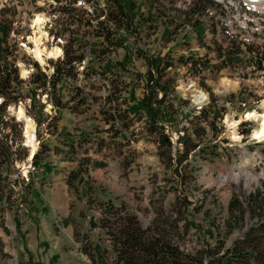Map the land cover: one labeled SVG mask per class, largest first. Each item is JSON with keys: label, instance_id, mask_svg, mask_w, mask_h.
I'll return each instance as SVG.
<instances>
[{"label": "rangeland", "instance_id": "374dc122", "mask_svg": "<svg viewBox=\"0 0 264 264\" xmlns=\"http://www.w3.org/2000/svg\"><path fill=\"white\" fill-rule=\"evenodd\" d=\"M120 1L133 15L129 31L113 28L114 39L122 42V47L108 50L103 39L80 35L73 50L79 55L85 53V61L55 88L52 83V90L36 91L29 78L32 72L51 77L57 61H47L42 67L20 49L0 54V65H15L23 81L16 87V96L22 102L10 106L6 121L14 125L19 119L13 110L23 107L26 117L35 124V154L43 152L40 164L34 167L24 121L16 131L9 128L1 132L0 143L8 134L15 151L21 141L24 147L1 170L7 200L0 204L5 208L0 222V264H28L30 258L41 264H93L82 252L91 244L98 245L101 252L109 251L108 257L97 264H117L103 231L90 225L100 219V204L123 205L147 226L154 218L152 199H165L169 204L183 191L196 212L189 215L193 227L182 247L195 252L218 240H226L230 246L243 230L227 234L229 203L236 196L243 201L244 195L256 189L264 191V142L253 143L252 132L259 124L249 128L245 119L246 114L264 108V10L253 9L240 0H228L226 8L218 7L213 0ZM48 2L0 0V26L10 27L6 36L0 35V47L31 35L29 16L41 12ZM46 43L48 49L56 47ZM168 53L175 60L197 54L208 63L206 71L198 75L176 62L169 74L176 86V94L170 98L175 116L167 124L173 144L172 164L178 166L177 152L185 149L179 138L190 137L202 149L192 152L188 161L178 166L190 177L185 188L172 171L168 150L166 162L161 159L157 136L147 132L145 119L126 114L145 93L147 66L142 56L165 57ZM23 68L32 74L27 79L22 75ZM225 79L235 81L237 87L224 89ZM197 97L203 99L199 102ZM203 109L204 118H199ZM122 114L131 121L128 130L122 128V137L130 139L129 144L114 138L121 130V119L115 122L111 117ZM227 118L240 122V141L229 137ZM87 137L98 142H94V162H86V173L80 167L86 158L77 144L89 145ZM72 139L78 141L76 146L67 145ZM87 147L86 152L92 150V146ZM78 172L80 178L70 184V174ZM30 183L33 187L25 199V187Z\"/></svg>", "mask_w": 264, "mask_h": 264}, {"label": "trees", "instance_id": "16d2710c", "mask_svg": "<svg viewBox=\"0 0 264 264\" xmlns=\"http://www.w3.org/2000/svg\"><path fill=\"white\" fill-rule=\"evenodd\" d=\"M100 25L101 28L95 33V38L103 39L108 50H118L123 43L115 41L114 29L120 31L132 29L133 15L120 0H107V21ZM9 30V27L0 26V35L6 36ZM88 34L83 33L84 36ZM74 47V41H71L66 47L65 61L53 63L55 71L51 77L46 73L35 75L34 72L33 75L31 74L32 79L29 78V80L37 86L36 91H40L42 88L52 90V83L55 88L62 79L71 77L72 70L81 67L85 56L84 54L78 55L77 50H73ZM4 52L3 47H0V54H4ZM224 53L227 54V51ZM142 58L147 66L144 76L145 93L138 105H131L127 108L126 114L139 116L141 120L145 119L147 132L157 136L161 159L166 162V150H168V158L172 164L174 161L172 158L173 144L171 136L167 134V124L172 123L175 116V108L170 98L176 94V86L175 82L169 78L170 71L176 67V62H178L182 66H186L190 72L199 75L206 71L208 63L200 55H182L176 60L169 53L165 57L159 55L154 57L142 56ZM209 69L212 70V67ZM22 83L18 68L15 65H0V97L4 100L0 106V134L7 128L16 131V127H18L16 123L10 126V122H6L4 117H6L8 107L18 103L19 97L16 96V87ZM14 84L15 88L13 87ZM131 96L134 100V96ZM204 114L205 110L201 112L199 118H204ZM125 117L122 114L111 118L115 122L121 119V130L114 138H122L125 143L129 144L130 139L122 137V130H128V122H131ZM10 137L11 135H5L3 142L0 143V158L2 160L0 165L1 205H3V201L6 202L7 200L4 199L3 195L4 178L1 175V170L12 157L8 145ZM87 138L86 140L90 141L92 146L91 149L95 148L94 142L98 141H93L90 137ZM179 144H182L185 149L183 152H177L176 162L178 166L184 165L192 152L198 148L201 149L200 145H196L190 137L179 138ZM41 154H37L34 158L33 165L36 168L40 164ZM83 161L84 163L80 167L83 169L82 172L87 173L88 164L86 162L90 163V160L86 158V161ZM178 166L175 167L172 164L171 168L175 175L180 177L181 186L185 188L190 182V177L186 173L182 174ZM69 177L68 182L71 184L80 178V173H71ZM32 187V183L25 187V199L31 193ZM100 205L102 208L100 219L96 223L92 220L90 225L103 231L117 264H264V191L262 189H256L248 195H244L243 201L240 200L239 196H236L229 203L228 217L225 221L227 234H233L237 229L243 230L242 235L234 239L232 245L228 246L226 240H218L215 245H206L195 252L182 247L193 227L189 215L196 212V209L192 208L193 203L185 191L183 194L178 193L169 204H165V199L161 201L152 199L150 209L154 218L147 226H144L140 218L123 205L118 207L110 202ZM4 213L5 208L0 207V222H2ZM249 222L251 225L248 227ZM17 224L20 226V223ZM4 230L9 232L6 227ZM0 246H2L1 239ZM82 252L93 264H97L98 260H105L109 253V251L101 252L98 245L92 244L90 247H84ZM28 264L41 263H36L30 258Z\"/></svg>", "mask_w": 264, "mask_h": 264}, {"label": "built area", "instance_id": "2783aa9c", "mask_svg": "<svg viewBox=\"0 0 264 264\" xmlns=\"http://www.w3.org/2000/svg\"><path fill=\"white\" fill-rule=\"evenodd\" d=\"M213 1L218 7H222V6H224V8L227 7L226 3L228 2V0H213ZM229 2H228V5H230ZM41 8H42L41 12L31 13V17L29 16L30 18L29 22L32 25V21L38 14L43 15V16L46 15L45 17L47 19V23L44 25V28L45 30H47L46 32L48 33L50 40H51L50 42H47L46 44L50 45L51 43V47L55 45V46L60 47L63 51V55L60 59L48 60V61H65L66 47L69 45L71 41H74V44H75L76 38L80 37V35L82 36L83 33H89L95 38V33H97L99 29L101 28L100 24L105 23L107 21V0H60V2H58L57 0H49L48 4L43 5ZM45 10H49V12H46ZM44 11H45V15L41 14V13H44ZM22 30H24V28H22ZM30 31L32 35L31 26H30ZM31 35H26V37H22V41L19 43L10 45L8 42H6L8 46L4 47L5 51L6 50L7 52L9 50L12 51V48H15V53H17V49H20L32 61H36V59H34L33 54H32L33 45L29 42V38L31 37ZM77 54L79 55V53ZM85 59L86 58H84V61ZM13 87L15 88V84L13 85ZM3 102L4 100L0 97V106L2 105ZM21 102L22 100H18V103H16L15 105H19ZM9 108L10 106L8 107V109ZM257 112L261 113L262 116H264V112L262 109H260ZM4 119L5 121L7 120L6 117H4ZM20 122L22 121L16 120V124L20 125ZM246 122L249 128H251V124L255 123L253 121H246ZM249 128H246V129L249 132H251L252 130L250 131ZM1 129L3 130L2 125H1ZM8 129L9 128H7V130ZM7 130L5 131L3 130L2 132H6ZM252 141L254 144H260L258 140H252ZM5 142H7V140H5ZM36 142L38 143V140ZM8 145L12 153V157L17 156L18 150H21L24 147L23 142L21 141L19 145V149L15 151L14 148L16 145L11 137H10ZM30 168L33 171L35 170V168L33 167H30Z\"/></svg>", "mask_w": 264, "mask_h": 264}, {"label": "bare ground", "instance_id": "6f19581e", "mask_svg": "<svg viewBox=\"0 0 264 264\" xmlns=\"http://www.w3.org/2000/svg\"><path fill=\"white\" fill-rule=\"evenodd\" d=\"M243 1L245 4L249 5L253 9L256 10H264V0H240ZM46 19L44 16L41 15H36L34 18L33 24H32V30L33 34L32 37L29 39L33 44V57L36 59V62H38L42 67L47 66V61L48 60H58L62 57L63 51L60 47L56 46L53 47L52 49H48L45 46V41L48 42V35L46 34L44 25L46 24ZM27 69V68H26ZM26 69H22V75L24 78H28L29 75H31V72L29 70L27 71ZM33 73V72H32ZM233 86L234 88L237 87L238 83L235 81H230L228 79H225L223 82L224 89H227L230 86ZM205 95H203L204 98ZM197 97V101H201L203 99ZM264 107V103H262ZM25 109L23 107H20L16 109L15 111L13 110L15 116L19 119V121H24L25 127H24V135L26 138V144L31 148V157L30 160H32V156L35 157V153L37 152V142H36V135H35V124L32 121V119H28L25 115ZM264 112V108H263ZM247 120L249 121H254L255 123L259 124V127L256 128L252 134V138L254 140H258L259 142H264V116H262L261 113L257 112H250L248 116L246 117ZM227 124V129L229 132V137L233 141H240L242 138L239 136L237 132V128L240 124L238 121H233L230 118H227L226 120ZM33 157V159H34ZM26 172V169L24 170ZM238 176V174L236 175Z\"/></svg>", "mask_w": 264, "mask_h": 264}, {"label": "crops", "instance_id": "0c3cea01", "mask_svg": "<svg viewBox=\"0 0 264 264\" xmlns=\"http://www.w3.org/2000/svg\"><path fill=\"white\" fill-rule=\"evenodd\" d=\"M204 49V47H202V49H199L200 51H202ZM193 51V50H192ZM191 55H197V54H192L191 53ZM201 56V55H200ZM93 141H94V139H92ZM68 142H70V143H68L67 145H70L71 144V146H73V145H75L76 146V144L78 143V141L77 142H75L74 143V141H73V139L72 140H70V141H68ZM77 145H79V143L77 144ZM90 145V144H89ZM89 145H86L85 143H83V144H80L79 146L80 147H82L81 149H80V153H81V155H82V157H84V158H87L88 160H90V162L92 163V162H94V155L92 154V152L94 151H97L96 150V147L95 148H93L92 150H89L88 152H86V149L88 148L87 146H89ZM91 146V145H90ZM68 147V146H67ZM69 149V148H68ZM85 152V153H84ZM67 156H69L68 154H67ZM70 159V158H69ZM106 159H108V158H106ZM69 162V161H68ZM72 162H74L73 160H72ZM71 162V163H72ZM70 163V162H69ZM70 163V164H71Z\"/></svg>", "mask_w": 264, "mask_h": 264}]
</instances>
